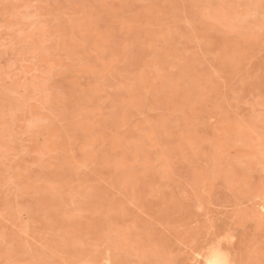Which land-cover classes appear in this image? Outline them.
Segmentation results:
<instances>
[{"label":"rangeland","instance_id":"1","mask_svg":"<svg viewBox=\"0 0 264 264\" xmlns=\"http://www.w3.org/2000/svg\"><path fill=\"white\" fill-rule=\"evenodd\" d=\"M212 244L264 264V0H0V264Z\"/></svg>","mask_w":264,"mask_h":264},{"label":"bare ground","instance_id":"2","mask_svg":"<svg viewBox=\"0 0 264 264\" xmlns=\"http://www.w3.org/2000/svg\"><path fill=\"white\" fill-rule=\"evenodd\" d=\"M229 227V226H228ZM226 237V236H225ZM225 237H223V238H225ZM222 240V237H221V239H220V241ZM225 240L227 241V239L225 238ZM225 240H224V242H225ZM219 241H217L216 243L218 244V245H221V242L220 243H218ZM204 244H205V242H204ZM212 246H213V244L211 245V249H212ZM215 246V245H214ZM214 246H213V248H214ZM217 246V245H216ZM207 247V246H206ZM205 248V247H204ZM203 248V249H204ZM207 248H210V246L209 247H207ZM202 249V250H203ZM219 249H221V247L219 248V247H217V249H213L212 251H210V250H208V255L206 256V258H205V262H206V264H231L232 262H234V261H232L231 263H229V261H230V258L229 259H227V257L225 256V254L221 251V250H219ZM206 250V251H207ZM210 251V252H209ZM229 251V250H228ZM205 252V251H204ZM197 254V253H196ZM196 254H195V256H196ZM198 257H199V255H197ZM233 257V256H232ZM199 258H201V257H199ZM188 259V258H187ZM197 259V258H196ZM192 260V259H191ZM190 260V261H191ZM229 260V261H228ZM234 264V263H233Z\"/></svg>","mask_w":264,"mask_h":264}]
</instances>
